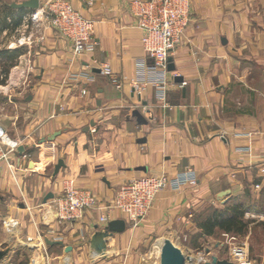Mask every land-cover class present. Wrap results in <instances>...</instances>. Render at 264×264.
Segmentation results:
<instances>
[{
    "label": "crops",
    "instance_id": "1",
    "mask_svg": "<svg viewBox=\"0 0 264 264\" xmlns=\"http://www.w3.org/2000/svg\"><path fill=\"white\" fill-rule=\"evenodd\" d=\"M68 1L94 20L93 50L74 57L72 42L49 23L35 48L0 58L11 65L0 72L2 138L24 147L12 156L14 168L0 162V251L7 252L0 264H161L166 238L186 264L211 256L235 263L236 244L250 264H264V242L251 239L264 236V0H191L171 56L175 70L166 74V102L142 47L135 0ZM105 63L122 79L120 89L100 72ZM136 80L148 82L141 94ZM136 109L146 124L132 115ZM248 146L250 155L241 151ZM190 170L197 184L160 192L137 226L107 208L131 179ZM67 176L96 196L83 221L57 220L54 199ZM234 205L251 221L236 242L218 227L203 231L215 210ZM118 219L126 229L97 252L98 232Z\"/></svg>",
    "mask_w": 264,
    "mask_h": 264
},
{
    "label": "built area",
    "instance_id": "2",
    "mask_svg": "<svg viewBox=\"0 0 264 264\" xmlns=\"http://www.w3.org/2000/svg\"><path fill=\"white\" fill-rule=\"evenodd\" d=\"M191 2V0H135L132 3L137 27L142 31V47L146 56L152 59L153 69L159 71V76L153 80V83L158 87L160 98L165 102L169 58L181 42L189 25ZM42 14H45L51 26L61 36L72 42L74 57L94 49L93 45L97 44L94 39V20L85 17L68 0H50ZM99 69L102 74L111 77L117 88L122 87V79L113 73L109 64H102ZM147 84L146 81H132L135 92L140 94L146 90ZM184 85L185 82L181 86ZM2 135H0V162H6L9 167L14 168L12 156L19 151L18 146L21 141H6ZM241 151L250 155L252 147L241 148ZM260 174L264 176V163L260 167ZM197 180V174L191 170L174 177L164 173L134 178L120 186L113 204L107 208L119 210L134 226H137L147 218L160 192L169 188L179 191L187 185L197 184ZM94 207H97V199L92 190L80 187L70 176L62 180L61 192L54 199V209L59 223L83 221L87 211ZM103 220L106 221V218ZM223 237L227 243L238 240L237 236L229 233H223ZM240 250L241 246L237 244L232 250V255L239 259L234 264H250V261L242 257Z\"/></svg>",
    "mask_w": 264,
    "mask_h": 264
},
{
    "label": "rangeland",
    "instance_id": "3",
    "mask_svg": "<svg viewBox=\"0 0 264 264\" xmlns=\"http://www.w3.org/2000/svg\"><path fill=\"white\" fill-rule=\"evenodd\" d=\"M23 1L25 0H0V50L13 51L15 48L12 49V47H16L23 53L26 50L35 48L37 46L35 44L40 41L44 34L45 25L50 23L45 14H42L47 4L40 5L36 9H25L23 11L13 7L14 3ZM8 66L11 67L9 63H2L0 72L4 73ZM1 110L0 107V112H2ZM251 239L255 243H258V241L264 242V236L253 235Z\"/></svg>",
    "mask_w": 264,
    "mask_h": 264
},
{
    "label": "water",
    "instance_id": "4",
    "mask_svg": "<svg viewBox=\"0 0 264 264\" xmlns=\"http://www.w3.org/2000/svg\"><path fill=\"white\" fill-rule=\"evenodd\" d=\"M40 6V0H25L21 3H14L13 7L16 8H31L36 9ZM168 69L170 71L175 70V64L173 63V59L169 58V66ZM176 80L182 81V76H176ZM132 115L137 118L138 123L146 124L148 121L142 112L138 109L133 110ZM4 133V128L0 127V135ZM24 150V147L21 146L19 151ZM65 163L62 159L59 160L58 164L55 168V175L59 173V170ZM225 193V192H224ZM53 193L47 196V199L52 198ZM126 229V221L125 220H113L109 222L105 230L98 232V236L102 238V240L96 243L97 252L103 253L105 242L103 239H106L109 235H112L115 232H123ZM7 252L0 251V262L4 258ZM160 263L161 264H186L187 256L183 252V250L178 247L172 240L166 238L162 242L161 253H160ZM207 264H234V262L228 259H221L218 256H211V260L207 262Z\"/></svg>",
    "mask_w": 264,
    "mask_h": 264
},
{
    "label": "trees",
    "instance_id": "5",
    "mask_svg": "<svg viewBox=\"0 0 264 264\" xmlns=\"http://www.w3.org/2000/svg\"><path fill=\"white\" fill-rule=\"evenodd\" d=\"M23 11V9H21ZM22 54L20 49L15 50H7L1 49L0 50V58L2 59H16L19 55ZM11 66V65H10ZM8 66L5 70L9 69ZM4 80H0V83H3ZM229 209L227 208L224 211L215 210L213 214L208 217L205 221L201 223V227L206 234H214L215 228L218 227L224 231V233H234L232 235L238 236L241 234H245L247 227L251 221L242 220L243 212L236 208Z\"/></svg>",
    "mask_w": 264,
    "mask_h": 264
},
{
    "label": "bare ground",
    "instance_id": "6",
    "mask_svg": "<svg viewBox=\"0 0 264 264\" xmlns=\"http://www.w3.org/2000/svg\"><path fill=\"white\" fill-rule=\"evenodd\" d=\"M160 248V247H159ZM160 250V249H159Z\"/></svg>",
    "mask_w": 264,
    "mask_h": 264
}]
</instances>
